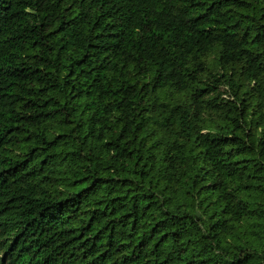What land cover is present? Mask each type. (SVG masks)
<instances>
[{
  "label": "trees",
  "instance_id": "1",
  "mask_svg": "<svg viewBox=\"0 0 264 264\" xmlns=\"http://www.w3.org/2000/svg\"><path fill=\"white\" fill-rule=\"evenodd\" d=\"M0 264H264V0H0Z\"/></svg>",
  "mask_w": 264,
  "mask_h": 264
}]
</instances>
